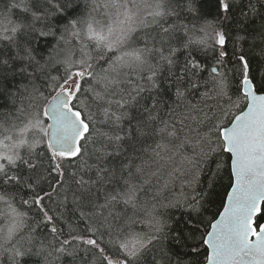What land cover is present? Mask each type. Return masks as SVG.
Masks as SVG:
<instances>
[{"label": "snow or ice", "instance_id": "6c2138e0", "mask_svg": "<svg viewBox=\"0 0 264 264\" xmlns=\"http://www.w3.org/2000/svg\"><path fill=\"white\" fill-rule=\"evenodd\" d=\"M66 262L264 264V0H0V264Z\"/></svg>", "mask_w": 264, "mask_h": 264}, {"label": "trees", "instance_id": "16d2710c", "mask_svg": "<svg viewBox=\"0 0 264 264\" xmlns=\"http://www.w3.org/2000/svg\"><path fill=\"white\" fill-rule=\"evenodd\" d=\"M181 59H183V57L181 56ZM209 63H211V61L209 60ZM217 206H219V198H217V201H216V204H214V205H212V211H215L216 210V208H217ZM211 214H212V212L210 211L209 213H207V215L209 216V217H211ZM66 264H67V262H66Z\"/></svg>", "mask_w": 264, "mask_h": 264}]
</instances>
